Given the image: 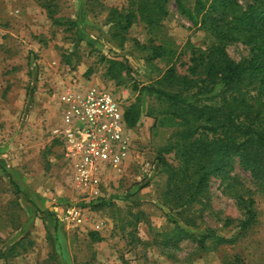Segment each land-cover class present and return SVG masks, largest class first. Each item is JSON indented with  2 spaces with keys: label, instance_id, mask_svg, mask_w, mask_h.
Returning <instances> with one entry per match:
<instances>
[{
  "label": "rangeland",
  "instance_id": "374dc122",
  "mask_svg": "<svg viewBox=\"0 0 264 264\" xmlns=\"http://www.w3.org/2000/svg\"><path fill=\"white\" fill-rule=\"evenodd\" d=\"M47 1L56 4L61 24L49 17ZM130 4L0 0V264H264V180L253 178L238 158L228 173L235 189L216 174L194 204L175 208L164 201L161 155L178 164V155L163 148L181 126L141 88L173 65L187 74L194 50L213 39L171 0L159 26L138 19L121 41L109 13L127 11ZM152 46L162 47L163 55L155 56ZM227 51L241 61L251 47L232 42ZM114 62L117 78L108 73ZM71 85L109 89L125 110L141 105L139 122L129 128V158L120 168L104 169L97 187L78 184L54 137L58 95ZM249 198L257 221L242 230ZM102 200L106 205L95 210ZM70 207L80 219L66 216ZM209 230L230 241L205 239ZM93 233L101 240H93ZM203 238L201 246L197 240Z\"/></svg>",
  "mask_w": 264,
  "mask_h": 264
},
{
  "label": "trees",
  "instance_id": "16d2710c",
  "mask_svg": "<svg viewBox=\"0 0 264 264\" xmlns=\"http://www.w3.org/2000/svg\"><path fill=\"white\" fill-rule=\"evenodd\" d=\"M171 0H130L127 11L111 8L109 19L117 30L115 37L125 40L130 27L142 19L154 28L169 15ZM180 13L196 28L208 33L213 41L206 48L195 49L187 74L170 66L155 81L141 90L164 105L161 114L177 120L180 128L163 148L164 153L178 155V164L161 160L167 173L164 201L175 208L197 202L212 175H222L228 186H234L228 176L234 158L253 178L264 180V0H175ZM54 24H61L55 3L44 5ZM240 42L251 47V54L234 60L227 45ZM155 56L163 55L162 47L152 46ZM119 64L108 69L111 78L120 74ZM154 110V109H153ZM154 113L153 111L151 114ZM129 128L139 122V103L126 111ZM241 203L242 193L232 190ZM246 206L247 217L241 223L246 230L257 221L254 199ZM102 200L95 210L106 205ZM189 236L188 233H186ZM218 243L230 240L209 230L207 236ZM95 241L101 240L92 234ZM204 246V238L197 240ZM1 257H6L2 254ZM226 264H234L227 262Z\"/></svg>",
  "mask_w": 264,
  "mask_h": 264
},
{
  "label": "built area",
  "instance_id": "2783aa9c",
  "mask_svg": "<svg viewBox=\"0 0 264 264\" xmlns=\"http://www.w3.org/2000/svg\"><path fill=\"white\" fill-rule=\"evenodd\" d=\"M61 118L53 133L71 161L79 185L97 187L103 170L122 167L131 151L125 108L102 86H69L58 95ZM70 219H80L74 207L65 209Z\"/></svg>",
  "mask_w": 264,
  "mask_h": 264
}]
</instances>
